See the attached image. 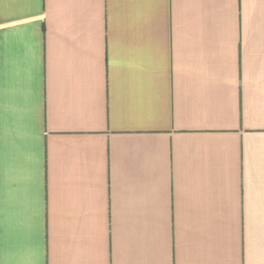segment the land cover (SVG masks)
<instances>
[{
	"label": "crops",
	"instance_id": "obj_1",
	"mask_svg": "<svg viewBox=\"0 0 264 264\" xmlns=\"http://www.w3.org/2000/svg\"><path fill=\"white\" fill-rule=\"evenodd\" d=\"M0 264H264V0H0Z\"/></svg>",
	"mask_w": 264,
	"mask_h": 264
}]
</instances>
